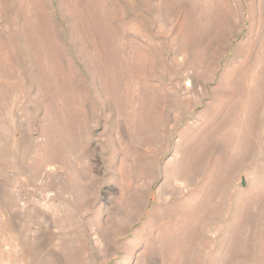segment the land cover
<instances>
[{"label":"rangeland","instance_id":"obj_1","mask_svg":"<svg viewBox=\"0 0 264 264\" xmlns=\"http://www.w3.org/2000/svg\"><path fill=\"white\" fill-rule=\"evenodd\" d=\"M0 264H264V0H0Z\"/></svg>","mask_w":264,"mask_h":264}]
</instances>
